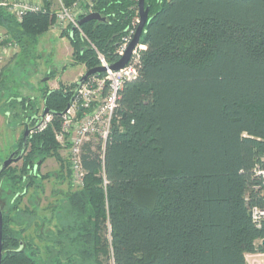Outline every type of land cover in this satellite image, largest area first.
<instances>
[{
  "label": "trees",
  "instance_id": "16d2710c",
  "mask_svg": "<svg viewBox=\"0 0 264 264\" xmlns=\"http://www.w3.org/2000/svg\"><path fill=\"white\" fill-rule=\"evenodd\" d=\"M146 7L138 77L124 86L105 149L86 148L85 186L66 196L72 220L58 228L56 260L248 264L247 255L264 254V222L258 227L252 220L254 207L264 209V180L256 173L264 169V0H146ZM93 9L106 21L87 22L82 31L114 64L139 7L133 0H94ZM54 25L53 13L31 14L19 24L0 9V28L22 50ZM62 32L75 63L98 67L78 33ZM6 86L4 68L0 104ZM76 87L43 90V110L33 98L5 100L25 129L45 109L53 122L30 134L21 165L0 175L7 199L2 264H40L38 249L20 238L25 230L13 227L32 216L20 205L51 177L41 175L46 161L56 160L57 178L72 184L69 157L63 159L55 135ZM24 132L13 152H22Z\"/></svg>",
  "mask_w": 264,
  "mask_h": 264
},
{
  "label": "rangeland",
  "instance_id": "374dc122",
  "mask_svg": "<svg viewBox=\"0 0 264 264\" xmlns=\"http://www.w3.org/2000/svg\"><path fill=\"white\" fill-rule=\"evenodd\" d=\"M54 8L57 9L55 5ZM72 54L70 40L63 37L61 30L52 27L37 44L28 45L26 50L18 45V53L4 61L7 91L3 92L4 100L0 104V165L14 151L25 130L19 120L14 118L5 100L12 96L33 98L43 110V90L58 89L61 84L69 87L78 83L88 71L84 65L74 62ZM61 155L67 162L68 153L61 151ZM14 165L20 166L21 163ZM60 170L56 160L46 161L41 168V175L50 174L51 177L40 181L37 188L30 189L20 205L21 211L26 209L32 216H21L13 227L16 231L25 230L20 238L25 243L32 242L34 248L38 249L40 264H58L57 231L63 220L71 219L66 213V196L71 190H78L73 183L69 184L68 178L64 181L57 178ZM63 174L66 175V172ZM3 192L0 190V204L2 210L6 211L7 199ZM66 256L61 257V264H68ZM247 260L248 264H264V254L248 255ZM108 264H114L113 260Z\"/></svg>",
  "mask_w": 264,
  "mask_h": 264
},
{
  "label": "built area",
  "instance_id": "2783aa9c",
  "mask_svg": "<svg viewBox=\"0 0 264 264\" xmlns=\"http://www.w3.org/2000/svg\"><path fill=\"white\" fill-rule=\"evenodd\" d=\"M133 1L137 2L138 8L139 0ZM93 7L94 0H79L72 6H65L62 0H0V9H4L19 24H22L25 18L31 14L53 13L55 16L53 29L70 30L72 34L78 33L81 40L94 51L98 66L107 69L106 73L89 78L82 86L72 106L62 117L61 131L55 135L58 144L68 153L72 183L77 189H82L85 186L86 172L83 166V155L87 151L86 148L90 145L102 144L105 149L113 129V122L118 117L117 112L124 86L137 79L142 48L146 49L145 46L139 45L123 69L120 71L110 70L111 64L108 58L90 41L80 25V21L84 17L94 13ZM139 23L140 16L138 14L133 19L131 27L123 36L121 45L116 51L119 59L125 55L133 41ZM17 53L18 43L0 31V64ZM51 124L52 116L49 115L40 122L38 127L32 126L31 134L44 132ZM92 149L94 150V148ZM256 173L264 180V169L258 168ZM252 220L260 227L264 222V209L254 207Z\"/></svg>",
  "mask_w": 264,
  "mask_h": 264
},
{
  "label": "water",
  "instance_id": "95a60500",
  "mask_svg": "<svg viewBox=\"0 0 264 264\" xmlns=\"http://www.w3.org/2000/svg\"><path fill=\"white\" fill-rule=\"evenodd\" d=\"M139 16H140V23L138 25L135 37L133 39V41L131 42V44L129 45V47L127 48L125 55L116 63L111 64L110 65V70L112 71H120L121 69H123L130 61L132 54L134 52V50L140 45L141 42V37L144 33V30L147 26V24L150 21V9L149 7H146V0H139ZM90 21H98V22H105L106 19L104 17H102L100 14L98 13H93L90 14L89 16L85 17L84 19H82L80 21V25L82 26L83 24L90 22ZM107 69L101 66H98L96 68H93L91 70H88L86 72V74L78 81L77 83V87L75 90V94L71 100V102L69 103L67 109L65 110V112L62 114V117L67 113V111L70 109V107L72 106V103L75 101L79 91L81 90L82 86L87 82V80L95 75H100V74H104L106 73ZM51 115L50 111L48 109H45L41 115V118L39 120V122L35 125V128L39 126L40 122L44 121L46 119L47 116ZM33 130L32 127L28 126L25 129L24 132V143H23V149L21 153H18V151L13 152L9 158L7 160H5L1 166H0V175L2 174L3 171H5L9 166L17 163L18 161H20L23 157V154L25 152V148L27 145V140L29 135L31 134V131ZM4 221V214H3V210L0 204V264H2V260H3V222Z\"/></svg>",
  "mask_w": 264,
  "mask_h": 264
},
{
  "label": "crops",
  "instance_id": "0c3cea01",
  "mask_svg": "<svg viewBox=\"0 0 264 264\" xmlns=\"http://www.w3.org/2000/svg\"><path fill=\"white\" fill-rule=\"evenodd\" d=\"M0 31L3 32V33H5V30L2 29V28H0ZM3 69H4V66H3V63H2V64H0V80L2 79V70Z\"/></svg>",
  "mask_w": 264,
  "mask_h": 264
},
{
  "label": "bare ground",
  "instance_id": "6f19581e",
  "mask_svg": "<svg viewBox=\"0 0 264 264\" xmlns=\"http://www.w3.org/2000/svg\"><path fill=\"white\" fill-rule=\"evenodd\" d=\"M95 13V12H94ZM142 49H144V48H142Z\"/></svg>",
  "mask_w": 264,
  "mask_h": 264
}]
</instances>
